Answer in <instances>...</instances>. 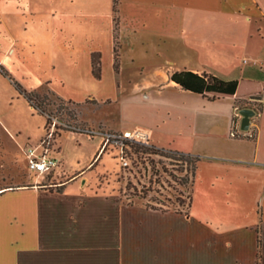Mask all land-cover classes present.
<instances>
[{"label": "crops", "instance_id": "1", "mask_svg": "<svg viewBox=\"0 0 264 264\" xmlns=\"http://www.w3.org/2000/svg\"><path fill=\"white\" fill-rule=\"evenodd\" d=\"M51 3L27 10L40 24L41 85L65 101L91 99L101 113L117 108V120L90 128L139 131L155 148L199 161L188 215L127 205L87 191L97 139L58 190L36 180L0 191V264H264V0H119L117 70L112 0ZM27 29L20 25L21 37ZM179 71L248 84L236 99L208 101L169 80ZM258 92L250 105L260 111L241 132V104Z\"/></svg>", "mask_w": 264, "mask_h": 264}, {"label": "rangeland", "instance_id": "2", "mask_svg": "<svg viewBox=\"0 0 264 264\" xmlns=\"http://www.w3.org/2000/svg\"><path fill=\"white\" fill-rule=\"evenodd\" d=\"M51 2L53 0H0V18L4 26L0 27V66L22 89L39 94L40 99L37 102L43 110L41 115L32 109L28 101L17 92L13 83L0 74V191L15 186H30L31 182L36 180L37 186L46 187L69 181L67 174L79 171L86 165L98 142L97 139H90L85 135L77 136L64 131L73 129L63 127L62 124L79 129L90 128L88 121L94 123L104 117L118 119L116 107L101 113L95 101L91 99L80 105L62 106L61 103L66 101L51 96L41 85L44 81L42 73L45 64L40 62L39 66L38 60V57L43 58L40 51L44 48L40 46V24L37 18L28 15L27 10L51 8ZM21 24L28 28L22 37ZM18 38L22 39L20 46L16 45ZM33 41L35 44H32ZM126 95L118 97L126 99ZM245 103L252 104L248 101ZM125 115L124 112L119 120L127 121L129 118ZM46 119L49 121L45 130ZM53 121L57 123L49 140V156L58 159V153L62 154L61 161H58L63 172L56 169L45 177L37 178L28 170L27 162L22 157L27 147L38 148L37 153L40 152V142L51 132ZM149 146L154 147L150 143ZM132 153L135 154L129 156V166L125 169L121 167L116 150L111 149L102 155L99 154L96 161L93 160L96 163L82 176L84 183L88 184L87 191L114 194L124 203L131 201L134 204L185 210L190 196V184L180 183H183L182 179L186 176L189 179L190 166L148 154L139 148H132ZM186 169L188 173L185 172ZM77 184L79 183H74L75 186H78ZM48 189L59 188L52 186ZM178 202H181V205Z\"/></svg>", "mask_w": 264, "mask_h": 264}, {"label": "trees", "instance_id": "3", "mask_svg": "<svg viewBox=\"0 0 264 264\" xmlns=\"http://www.w3.org/2000/svg\"><path fill=\"white\" fill-rule=\"evenodd\" d=\"M118 5H119V0H112V12H113V22H114V70H117L118 66V42H117V31H118ZM91 66H92V75L95 79H100V57L98 54H92L91 56ZM0 74L3 75L4 77H7L14 85L15 89L17 92L22 95L29 103L30 107L34 110H37L39 114H43V110L41 108L40 103L37 101L40 99L39 94L35 91L27 92L22 87L11 80L7 72L0 66ZM169 80L173 82L176 86H178L181 90L191 92L193 94L200 95L204 99L208 101H214L216 99L220 98H230V99H236L239 96V92L244 91L245 84L248 83H241L235 80L232 81H226L222 80L218 77H215L213 75H208V74H202L198 75L196 73L190 72V71H179V72H174L169 76ZM240 90V91H239ZM51 96H55L51 92L47 91ZM261 93L258 92L254 96L250 97L249 103H253L257 101V96L260 95ZM46 97V96H45ZM44 97V98H45ZM240 101H236V104H239L240 106ZM254 104V103H253ZM62 106H67V105H80L78 103H74L71 101H66L61 103ZM245 105V106H244ZM244 106L243 109H250L253 110L255 113H258L260 111V105L256 106H251L250 104H246L245 102H242L241 107ZM242 110V109H241ZM71 112V111H70ZM72 116L74 115L73 113H70ZM48 119H46L45 122V130L46 126L48 125ZM88 129L91 128H79L76 129L74 128L73 130L69 129H63L64 131L70 132V133H77V134H84V132ZM235 133V131H232ZM48 134V133H47ZM235 137L239 136L238 134H234ZM253 136L248 138H252ZM132 148H139L144 150L148 154H153V155H158L160 157L166 158L173 160L175 162H179L180 164H185L186 166H190V171H189V179L183 178V183H180L181 185L185 184H191L194 173L196 170V164L199 161V157L197 156H192L189 154H183L179 152H173V151H166V150H161V149H156L154 147H140L138 145H133ZM135 154V153H132ZM188 170L186 169L185 172ZM60 191V190H59ZM181 202H178L179 205ZM125 204L127 205H133L134 203L131 201L126 202ZM143 206L147 209H152V210H157L161 212H166L169 210L174 211L175 213H181L184 215H188L189 212V207H190V196L188 197V202L186 205V209L182 210L179 208H170L166 206H151L149 204H143Z\"/></svg>", "mask_w": 264, "mask_h": 264}, {"label": "built area", "instance_id": "4", "mask_svg": "<svg viewBox=\"0 0 264 264\" xmlns=\"http://www.w3.org/2000/svg\"><path fill=\"white\" fill-rule=\"evenodd\" d=\"M56 123V121L52 122L51 132H49L46 138L40 142L39 153H37L38 148L33 147H27L24 151L27 168L31 173L36 175L37 178L45 177L59 167L58 159L49 156V140L53 136V129ZM62 126L74 129L73 127L66 126L65 124H62ZM234 134V132L231 133L232 136H234ZM84 135L90 139H98L100 142L95 161L98 156L102 155L107 150L110 151L113 149L118 152L121 167L124 169L129 166L128 159H130L129 156L132 155L133 145L150 148L147 136L139 131L110 132L100 128H91L86 130ZM248 136L251 137L252 135L249 134Z\"/></svg>", "mask_w": 264, "mask_h": 264}, {"label": "water", "instance_id": "5", "mask_svg": "<svg viewBox=\"0 0 264 264\" xmlns=\"http://www.w3.org/2000/svg\"><path fill=\"white\" fill-rule=\"evenodd\" d=\"M241 117L239 130L241 132H248L250 127V120L255 116V112L250 109H242L238 112Z\"/></svg>", "mask_w": 264, "mask_h": 264}]
</instances>
